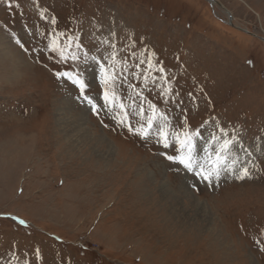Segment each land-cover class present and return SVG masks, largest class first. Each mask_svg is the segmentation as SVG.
I'll return each mask as SVG.
<instances>
[{
    "label": "rangeland",
    "instance_id": "1",
    "mask_svg": "<svg viewBox=\"0 0 264 264\" xmlns=\"http://www.w3.org/2000/svg\"><path fill=\"white\" fill-rule=\"evenodd\" d=\"M0 264H264V0H0Z\"/></svg>",
    "mask_w": 264,
    "mask_h": 264
},
{
    "label": "snow or ice",
    "instance_id": "2",
    "mask_svg": "<svg viewBox=\"0 0 264 264\" xmlns=\"http://www.w3.org/2000/svg\"><path fill=\"white\" fill-rule=\"evenodd\" d=\"M53 22H55V21H53ZM60 35H64V34L61 33ZM17 42L19 43V41H17ZM70 46L71 45L69 43L68 47H70ZM76 46L78 48L80 47L79 44H77ZM21 47H23V45H21ZM50 47L53 51L59 53L62 60L67 58L65 48L61 47L57 43L56 39H53ZM71 59L77 60V59H79V57L73 53L71 55ZM93 59H95V57H93ZM150 66H152L151 63H150ZM100 68H101V83L104 85V89H105L104 100L108 103H114L116 97H115L114 92H110V83L115 80V78H116L115 73H114V71L109 72V70L106 69L103 64H101ZM160 71L162 72V71H164V69L160 68ZM57 76L68 77L69 80H71L75 85H77L79 88V92H80L81 96L83 97V99L88 101L89 104H92L93 111H96V105L93 103L91 97H89L86 94V90L89 88V85H88V83H86V81L83 78H81L80 74L63 72V73H57ZM165 91H170V89H166ZM149 107L151 109H153L154 114H153V116H150L148 118L147 127H145L144 125H140L139 127L133 128L129 124V125H127L129 128V131H133L136 134H139V135L144 136V137L148 136V130L151 129V127L153 125V120L155 118V111H154L155 105H151V103H150ZM120 108L123 109L124 105L120 104ZM126 118H127V114L124 113L123 116H121L120 123L124 124ZM221 131H223V129H221ZM196 134L199 135L198 132ZM158 135L160 137V140L158 142L162 143L164 148L167 149L169 147L168 132L166 131L165 128L162 127L159 129ZM172 135L176 137V142L180 146L179 150H178L179 154L167 155V153H164L167 160L179 162V164H182L187 171L192 172L195 177H199L204 181L211 182L213 176H215L216 179H219V176H220V167L219 166H220L221 162L226 159V157L221 155V152L216 153V159L214 161L209 159V161H208L209 167L205 168V166L203 164H196L194 162V158L192 155V150H193L194 145L192 142L191 135L187 132L184 133L183 138H181L179 133H172ZM231 143H232L231 140H225L222 148H227ZM185 149H187V152H185ZM233 163H235V161ZM249 174H250L249 168L243 167L241 169L240 175L237 176V179H243L244 177L248 176ZM20 223L23 224L25 222L23 220H21Z\"/></svg>",
    "mask_w": 264,
    "mask_h": 264
},
{
    "label": "bare ground",
    "instance_id": "3",
    "mask_svg": "<svg viewBox=\"0 0 264 264\" xmlns=\"http://www.w3.org/2000/svg\"><path fill=\"white\" fill-rule=\"evenodd\" d=\"M210 2L213 1V0H209Z\"/></svg>",
    "mask_w": 264,
    "mask_h": 264
}]
</instances>
